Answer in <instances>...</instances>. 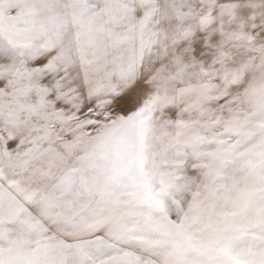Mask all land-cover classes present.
<instances>
[{
  "label": "snow or ice",
  "instance_id": "6c2138e0",
  "mask_svg": "<svg viewBox=\"0 0 264 264\" xmlns=\"http://www.w3.org/2000/svg\"><path fill=\"white\" fill-rule=\"evenodd\" d=\"M0 264H264V0H0Z\"/></svg>",
  "mask_w": 264,
  "mask_h": 264
}]
</instances>
